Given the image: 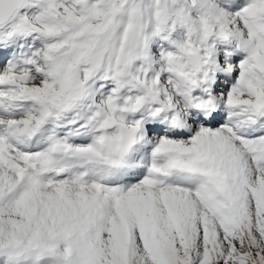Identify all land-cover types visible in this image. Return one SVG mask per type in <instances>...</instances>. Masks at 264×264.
<instances>
[{"label":"snow or ice","instance_id":"6c2138e0","mask_svg":"<svg viewBox=\"0 0 264 264\" xmlns=\"http://www.w3.org/2000/svg\"><path fill=\"white\" fill-rule=\"evenodd\" d=\"M0 264H264V0H0Z\"/></svg>","mask_w":264,"mask_h":264}]
</instances>
